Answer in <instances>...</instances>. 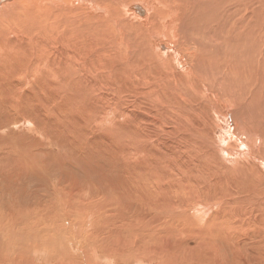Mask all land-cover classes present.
<instances>
[{
	"label": "bare ground",
	"instance_id": "6f19581e",
	"mask_svg": "<svg viewBox=\"0 0 264 264\" xmlns=\"http://www.w3.org/2000/svg\"><path fill=\"white\" fill-rule=\"evenodd\" d=\"M136 1L0 0V89L8 101L26 97L44 118L66 121L75 107H83L78 110L92 116L105 114L104 120L108 116L112 121L114 112L120 114L117 120L124 119L111 137L116 138L119 162L139 174L140 188L136 186V192L140 191L144 204L140 201L139 212L132 213L137 217L135 226V217H125V213L120 216L112 212L109 216L113 218L102 222L113 225L115 232L124 225L135 227L132 238L146 247L141 248L146 254L134 250L131 256L117 246L101 255L96 249L100 258H108V264L124 258L134 264L144 259L159 264H202L194 261L196 256L194 260H178L174 250L188 246L200 257L208 255V264H236L238 260L242 264H264V3L253 0L254 10L263 11V19H255L259 24L255 29L253 11L248 10L251 5L245 7L244 0L240 4L238 0ZM94 12L105 15L97 17ZM81 37L91 38L85 42ZM84 69L87 73L94 70L97 81L103 75L99 71L105 70L115 96L121 99L122 93L125 97L135 93L134 99L148 107L142 113L147 120L149 112L155 116L147 124L136 114L129 118L127 111L121 113L117 109L120 106H111L108 96L97 93L92 78L85 79ZM10 89L15 94L11 95ZM155 108L163 111L160 118ZM47 124L43 121L45 128ZM172 126L177 133L169 132ZM158 130H167L166 142L152 139ZM99 139L105 143L106 139ZM29 162L26 157L21 164L29 166ZM10 169L0 164V171L8 178L16 175ZM150 203L152 207L147 209ZM11 209L7 207L5 212L10 215L14 211ZM0 212L4 208L0 207ZM86 217L90 218L89 214ZM172 234L176 237L170 238ZM15 237L11 243L22 242L21 235L9 238ZM42 241L35 244L42 246ZM149 241L151 245L145 246ZM249 243L259 252L252 253L246 262L240 249ZM20 244L6 251V263L28 260L30 255L17 253V248L24 249ZM85 259L82 264H103L97 257L94 262Z\"/></svg>",
	"mask_w": 264,
	"mask_h": 264
},
{
	"label": "rangeland",
	"instance_id": "374dc122",
	"mask_svg": "<svg viewBox=\"0 0 264 264\" xmlns=\"http://www.w3.org/2000/svg\"><path fill=\"white\" fill-rule=\"evenodd\" d=\"M238 1H239V4L243 2L242 0H238ZM136 2H140V1L138 0ZM244 3H245V7L251 5L250 6L251 8H249L248 10L253 11L254 28L256 29L259 24L255 23V19L257 22H260V19H263V17H260V16H263L262 8H260L259 11L257 9L254 10V8H257V7H252L254 3L253 0H244ZM258 3L263 4L264 0H260ZM243 8L244 7H242V9ZM93 15L98 17V16H103L105 14L104 12L102 13L94 12ZM241 27L243 28V26ZM241 27L239 28V33L240 31H242ZM245 31H247V28L245 29ZM90 38L91 37L89 38L81 37V40L87 42V40H89ZM95 38L98 39L99 37H95ZM159 42L161 43V41ZM162 44L166 45L164 40ZM84 70L82 72V74L84 73L86 77L84 78L86 80L87 78H92L91 82L96 83L95 89L97 90V93L105 94L106 96H108L107 97L109 99L108 101H110V104L112 103L111 106L112 105L117 106V107L120 106L117 109L121 113H123V110L127 111L129 113V118H132L133 115L136 114L140 120H142L143 118L144 119L143 122L144 123L147 122V124L149 123V119H152L151 116H155V114L151 111L148 113L149 119L147 120V116H145L142 113H145L146 112L145 109L148 110V107L147 106L143 107L138 102L139 100L134 99L136 95L135 93H129L128 96H126L127 98L122 93L121 99L115 96V94L112 93L114 92L112 91L113 90L112 88L114 87L111 84V82L109 83V80H108L109 78H107L106 72H104L105 70L99 71V73L101 74L103 73V75L100 76V80H99L100 82L95 80L98 77V74H95L96 72L94 70L92 72L87 70L88 73L86 72V69ZM86 83H88V81ZM117 87H120V86L117 85ZM13 89L9 90L11 95L15 94V91ZM125 98L127 99L128 102L126 101L125 102L126 104L123 105ZM25 99L26 97L22 100L18 99L16 101L14 100L8 101L6 99V93H4L2 89H0V141L2 140L3 142V143L1 142L3 144V148L0 151L1 153L0 154V164L9 165V168H11L9 172L11 173H13V170L16 171L14 172L16 175L15 176L11 175L12 176L11 178H8V176L6 177L3 171H0V202H1L0 207L4 208V212L3 213L0 212V229H1L0 230V235H1L0 236V239H1L0 240V264H3V261L4 263H6L8 260L9 256H6L7 255L6 251H10L11 249H13V247L18 246V244L20 243L22 244L24 249L19 250V248H17L18 249L16 250L17 253L18 254L21 253L25 256L30 255V257L28 258V260L24 259V261H20L19 263H14V264H76V262H79L80 264H82L84 263L83 260L84 261L86 260L85 258L90 259L91 261L94 262L96 257L99 262L103 264H108V258H100L99 255L100 254L104 255L105 251L107 250L111 251L113 249H117V246L123 247V251L125 252V254H130L132 253V251L137 250L140 253L142 252L143 255H145L146 250L143 252L142 249L144 248L146 249V247H142V243L141 245L136 244V242L132 238L134 237L133 235L135 234V229H136L135 227L132 228V226L128 224V225H124L123 227H121V230L119 229L120 231L116 230L115 232L113 230V225L112 226L107 225L106 223L102 222L108 219H112L113 217L109 216L110 213L112 214V212L113 213L115 212L116 215L118 214L120 216L121 214L123 216V214L125 213L124 215L125 217H132L134 213L137 214L139 212V208L141 206L140 201H142V203L144 204V201L141 198L142 195L140 191L136 192L137 191L136 186L138 187L140 186L139 174H136L134 172L135 170L133 169L131 170L130 167L125 166L124 164H122V162H119L121 160H119L120 158L118 159V156L116 154L117 153V147L115 143L116 138L112 139V137H115V135L118 132V129H120L124 121L123 118L120 120L122 122L117 120V118L120 117L119 112H114L115 114L111 113L115 115L113 117L114 119V122H113V119L112 121H110V118L108 119V116L105 117V120H108V121H105L103 119V115L105 114L103 113H102L103 114L102 116L100 115L92 116L91 113L87 114L85 111L83 112V111L78 110L79 108L83 109V107H79V108L75 107L74 108L75 110L72 112L73 114H71L69 117H66L67 118L66 121H61L60 119H53V118L49 119L50 117L44 118L43 116L38 115L35 110V104ZM143 102L144 101H141V103ZM98 105H101V103L99 102ZM104 106H107L106 103L104 104ZM155 109L161 113V114L159 113L157 114V117L160 118V115L163 114V111H161L159 108H155ZM64 112L65 111L63 109H62V112L60 111V113H62L63 115H64ZM28 118L29 120L27 121ZM12 121H14V123ZM29 121H31L33 125L28 124ZM43 121L44 122L46 121V123H48L46 125V128H45V125H43ZM76 122H78L77 123L78 125L76 124ZM61 123L64 125H62ZM82 123L84 127L83 125H81ZM173 123L174 122L172 120V125H175ZM38 125L40 126V128ZM107 125L110 129L107 127ZM63 127H65V129ZM7 128L8 129L11 128V129L8 131ZM69 129H72V130L70 131ZM78 130L79 132H77ZM37 131L39 132V134H36ZM169 132L177 133L178 130L172 126V129ZM9 133L11 135H9ZM60 133H62L63 135L62 134L60 135ZM165 133H168L167 130L165 131L158 130L157 132H154V134H158V135H151V137L153 140L164 139L166 142V138L169 139V135H166ZM75 134L77 135L80 134V135L77 136ZM221 134H222L221 131L218 132V137ZM22 136L25 138H23ZM48 137L52 138L53 140L50 139L51 140L50 141L49 139H47ZM66 137H68V139ZM99 137L101 138V141L106 139L105 143L104 141L100 142ZM11 139L12 140L14 139L15 142L14 140L12 141ZM20 139L23 140L24 142L22 143ZM81 139H83L84 141ZM96 139L97 140L99 139V140L97 141ZM102 144L103 146L107 144V146H104V147L102 146L103 149L105 148L104 150L101 148ZM21 145L24 147H22ZM77 147L79 148V150ZM60 148H61V151H60ZM66 148L67 150L71 151V153H73L74 158L73 156L71 157L72 155L71 153H69L71 155L67 153ZM176 148L177 146L175 147V151H176ZM107 151H112V152H107ZM26 157L29 158L32 162V163L29 162V166L24 163L21 164L23 159L25 160ZM57 157H59V159ZM119 175H121V178ZM152 177H153V173H152ZM152 177H148V178H152ZM141 178H144V177H141ZM10 181H12V183H10ZM154 181L155 180H153L151 183L153 184ZM126 186H127V189L125 188ZM129 193H132V194L130 195ZM119 196H121V198ZM160 201L162 200L159 199V205L162 207V205L160 204ZM77 204L79 207L77 206ZM212 204L217 205L218 203L214 202ZM69 205L70 207H68ZM95 205H97V207H95ZM80 206H83L82 210H80ZM7 207H9L10 209L13 208L11 210H14L10 212V215L6 213ZM115 207H119V209ZM151 207H152V203H150L147 206V209H150ZM98 208L101 209L99 210L100 212L98 211ZM88 214L90 218L86 217V215ZM134 215L133 217H135ZM136 219L137 217H135L132 220L133 226H135ZM5 220L8 222H6ZM85 221L89 222L90 224L88 225V223H86ZM100 227L101 228L104 227L103 228L104 231L102 233L98 232ZM190 229H191V226L189 225L186 226L187 231H189ZM214 229L215 228H212V230ZM108 232L109 234H107ZM11 235H15V236L21 235L19 239L20 240L22 239V242L16 240L19 243L16 241H14L15 243L14 242L11 243L10 240L13 241V239L18 238V237H15L11 239L9 238ZM39 237H41L40 239L43 240L42 246H37L38 244H35L40 240ZM169 237L175 238L176 235L172 234ZM8 238L9 240L7 241ZM253 241L254 240H252V242ZM2 242L4 243L5 248ZM9 242L12 245V247L11 246L9 247L10 245ZM100 242L101 243L103 242V243L101 244ZM221 242L222 240L218 241L220 246L222 245ZM144 245L150 246L151 242L150 241L145 242ZM96 249L97 251L100 252V254L98 252H95ZM29 250H34V251H32L31 252L32 254H31V253H28ZM228 250L230 251L229 248ZM240 250L244 251L243 255L246 256V262L251 260L252 253L255 254V252L256 253L259 252L257 248L253 249L250 243L243 246ZM94 252L96 254V257L94 256ZM174 253L178 257L179 261H185L188 259L194 260L193 256H196L197 260H194V261L201 262L202 264L209 263L208 255L205 254L204 257L203 256L200 257L199 255H197L198 253L194 254L191 246H188L182 250H174ZM113 255L117 257L122 256V255L120 256L117 254H113ZM232 255L233 254L230 253V257ZM16 257L19 258V256H16ZM232 259L233 258H230V261ZM6 264H11V263H6ZM115 264H134V262L124 258L122 260H119L118 262H115ZM139 264H159V262L153 261L149 263L148 259H144ZM174 264H183V263L175 262ZM231 264H234V261H232ZM236 264H242V263L238 260L236 261Z\"/></svg>",
	"mask_w": 264,
	"mask_h": 264
}]
</instances>
